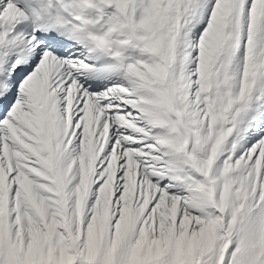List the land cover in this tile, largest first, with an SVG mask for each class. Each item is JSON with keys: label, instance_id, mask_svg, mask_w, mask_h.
<instances>
[{"label": "snow or ice", "instance_id": "obj_1", "mask_svg": "<svg viewBox=\"0 0 264 264\" xmlns=\"http://www.w3.org/2000/svg\"><path fill=\"white\" fill-rule=\"evenodd\" d=\"M0 264H264V0H0Z\"/></svg>", "mask_w": 264, "mask_h": 264}]
</instances>
